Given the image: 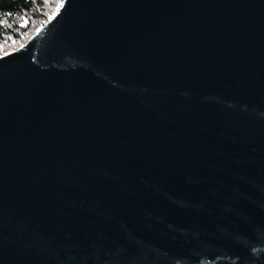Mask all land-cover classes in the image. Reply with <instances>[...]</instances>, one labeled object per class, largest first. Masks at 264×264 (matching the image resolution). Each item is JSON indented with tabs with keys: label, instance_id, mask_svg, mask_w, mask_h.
I'll return each mask as SVG.
<instances>
[{
	"label": "water",
	"instance_id": "1",
	"mask_svg": "<svg viewBox=\"0 0 264 264\" xmlns=\"http://www.w3.org/2000/svg\"><path fill=\"white\" fill-rule=\"evenodd\" d=\"M0 59V264H264V0H66Z\"/></svg>",
	"mask_w": 264,
	"mask_h": 264
},
{
	"label": "trees",
	"instance_id": "2",
	"mask_svg": "<svg viewBox=\"0 0 264 264\" xmlns=\"http://www.w3.org/2000/svg\"><path fill=\"white\" fill-rule=\"evenodd\" d=\"M59 7L57 0H0V19L5 22L0 26V44L6 47L11 40H29L44 25L43 21L51 18L48 14L54 15ZM7 12L12 14L5 15Z\"/></svg>",
	"mask_w": 264,
	"mask_h": 264
},
{
	"label": "rangeland",
	"instance_id": "3",
	"mask_svg": "<svg viewBox=\"0 0 264 264\" xmlns=\"http://www.w3.org/2000/svg\"><path fill=\"white\" fill-rule=\"evenodd\" d=\"M53 11H55V9ZM51 15L52 14H48L49 17H52L53 16V15L52 16ZM47 21H48V19L47 20H44L43 21V24H45ZM27 41H28V39H24L21 42H15V41H12V40L9 41V42H7L9 44H7L6 47H3L2 52H0V55H5L7 53H10L12 51L17 50L18 48H20L21 46H23Z\"/></svg>",
	"mask_w": 264,
	"mask_h": 264
},
{
	"label": "snow or ice",
	"instance_id": "4",
	"mask_svg": "<svg viewBox=\"0 0 264 264\" xmlns=\"http://www.w3.org/2000/svg\"><path fill=\"white\" fill-rule=\"evenodd\" d=\"M45 2L47 3L48 0H45ZM57 3H58V6H63L65 3H66V0H57ZM5 15H11L12 13L11 12H7V13H4ZM5 25V22L0 19V26H4ZM2 49H3V45L0 44V52H2ZM4 57L2 55H0V59H3Z\"/></svg>",
	"mask_w": 264,
	"mask_h": 264
}]
</instances>
